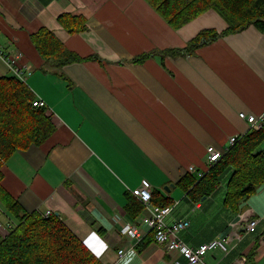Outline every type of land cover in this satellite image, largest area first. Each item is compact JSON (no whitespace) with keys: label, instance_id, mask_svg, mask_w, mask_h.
<instances>
[{"label":"crops","instance_id":"crops-1","mask_svg":"<svg viewBox=\"0 0 264 264\" xmlns=\"http://www.w3.org/2000/svg\"><path fill=\"white\" fill-rule=\"evenodd\" d=\"M63 14L84 15L87 30L70 34L59 20ZM43 27L81 57L98 58L56 69L31 42ZM227 27L210 10L175 30L146 0H0V78L17 77L8 60L22 53L16 62L30 68L25 81L47 103L57 127L43 145L5 162L4 187L27 211L58 215L102 264L186 263L139 223L145 209L129 214L127 195L136 197L149 182L152 192L175 201L186 173L207 171L209 146L224 150L232 137L249 131L241 112L264 115V32L251 26L194 55L134 58L183 48L203 30ZM225 191L222 185L201 202L183 193L168 223L189 220L179 237L193 248L240 235L228 253H208L206 264H236L243 257L244 264H264V184L239 214L225 206ZM2 210L0 235L6 236L14 223ZM247 213L259 221L256 232L231 227ZM134 224L141 239L124 233Z\"/></svg>","mask_w":264,"mask_h":264},{"label":"trees","instance_id":"trees-1","mask_svg":"<svg viewBox=\"0 0 264 264\" xmlns=\"http://www.w3.org/2000/svg\"><path fill=\"white\" fill-rule=\"evenodd\" d=\"M146 1L175 30L210 10L216 11L228 27L221 32L203 30L183 48L145 53L134 58L135 62H143L151 56L194 55L201 47L251 26L264 32V0ZM59 20L70 34L82 33L88 27L84 15L63 14ZM31 42L44 61L58 70L72 63L98 58L81 57L44 27L31 34ZM35 100L26 81L15 76L0 78V206L14 223L6 236L0 235V264H102L58 215L27 211L3 185L5 162L18 151L43 145L57 130L53 114L47 108L34 106ZM235 137L234 144L229 141V151L220 161L208 166L205 173L196 176L188 172L181 178L177 185L185 197L201 202L226 185L225 206L236 214L243 210L244 203L264 184V124L259 130L250 127L247 133ZM152 197L158 206L176 205L172 198L159 192H152ZM143 210L137 198L128 194L129 214L135 217ZM253 218L246 214V219ZM151 242V238L143 241L139 249L146 248Z\"/></svg>","mask_w":264,"mask_h":264},{"label":"built area","instance_id":"built-area-1","mask_svg":"<svg viewBox=\"0 0 264 264\" xmlns=\"http://www.w3.org/2000/svg\"><path fill=\"white\" fill-rule=\"evenodd\" d=\"M22 53H17L14 58H9V64L16 73L17 77L25 81L24 74L31 72L29 67H20L16 62L17 59L22 58ZM26 68V69H25ZM34 106L48 108L47 103L42 99H36L33 102ZM241 119L246 120L253 129L259 130L264 124V115L261 117H256L255 115H246V113L241 112L239 114ZM237 137H232L230 143L234 144ZM229 151L227 147L225 150H218L214 146H209L207 149V159L206 162L208 165H213L221 160L224 154ZM191 171L192 168L190 169ZM143 205L145 213L140 217L139 223L146 225L151 231L154 237V241L166 247L167 251L173 252L177 251L181 256L187 259L186 263L181 262L180 260L174 258L173 264H206L205 256L215 250H222L225 253L230 251L231 245L235 240H240V235L238 233L231 232L229 235L224 237H219L213 239L212 241L201 245L200 247L193 248L185 244L183 240L179 237V233L187 230L190 227L189 220H178L173 223H168V218L172 214L173 207H161L153 204L152 202V187L149 182H144L142 185L135 190L133 193ZM1 207V206H0ZM52 212L48 211L47 214ZM241 224L232 223L231 227L236 225H243V229L248 233H254L257 230L259 221L257 219H242ZM139 225H127L124 229L129 237L141 239L139 234ZM123 251H121V255ZM247 261L245 257L241 258L236 264H244Z\"/></svg>","mask_w":264,"mask_h":264},{"label":"rangeland","instance_id":"rangeland-1","mask_svg":"<svg viewBox=\"0 0 264 264\" xmlns=\"http://www.w3.org/2000/svg\"><path fill=\"white\" fill-rule=\"evenodd\" d=\"M196 37V36H195ZM193 39V38H192ZM32 72H27V75H29V74H31ZM208 149V148H207ZM221 151V150H220ZM206 159H207V151H206ZM206 168H208V166H206ZM180 195H182L183 196V192L182 191H180V190H177V196L176 197H174L175 198V203H177V200H180L181 198H180ZM180 198V199H179ZM183 201H185V200H183ZM186 202V201H185Z\"/></svg>","mask_w":264,"mask_h":264}]
</instances>
